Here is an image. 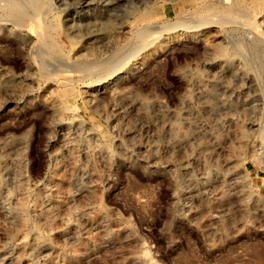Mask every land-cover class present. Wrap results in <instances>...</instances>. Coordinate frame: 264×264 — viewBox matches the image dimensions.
Segmentation results:
<instances>
[{"label": "rangeland", "instance_id": "rangeland-1", "mask_svg": "<svg viewBox=\"0 0 264 264\" xmlns=\"http://www.w3.org/2000/svg\"><path fill=\"white\" fill-rule=\"evenodd\" d=\"M44 1L0 10V264H264V0Z\"/></svg>", "mask_w": 264, "mask_h": 264}, {"label": "bare ground", "instance_id": "bare-ground-1", "mask_svg": "<svg viewBox=\"0 0 264 264\" xmlns=\"http://www.w3.org/2000/svg\"><path fill=\"white\" fill-rule=\"evenodd\" d=\"M47 1V0H46ZM7 3V2H6ZM48 4L44 1V0H27L25 4L23 3H18V2H9L7 4H5V6L3 7V10L0 8V10H2V12L4 11V14H6L8 17L10 18H13L15 19V21H23L25 18H27L28 16L31 15V13L40 8L41 9V12H44L45 10H48L47 7ZM238 12V8L237 6L234 7V6H228V7H225L223 9V11H221V13L223 15H226V16H233L235 15L236 13ZM33 23L39 27V24L41 23V17L40 16H34L33 17ZM206 18V17H204ZM209 18V17H208ZM211 18V17H210ZM225 18V17H224ZM201 19V18H200ZM228 19V18H227ZM26 20V19H25ZM32 20V19H31ZM43 20V19H42ZM229 20V19H228ZM199 22V20H198ZM178 23V22H177ZM182 23V22H181ZM201 23V22H200ZM206 23V22H205ZM48 24V23H47ZM181 25V24H180ZM179 25V26H180ZM184 25V24H183ZM181 25V26H183ZM41 26V25H40ZM138 26V25H137ZM145 26L143 27H138L137 29H133V34H132V38L133 40H136V41H144V38L146 37V30L147 28H144ZM162 27V26H161ZM43 28V27H42ZM41 30V28H40ZM41 35L37 34V40L39 41V43L41 44V47L43 46L44 48L47 49V51H54L56 50V45L54 43V40L52 38V28L51 26L49 25H45V27L41 30ZM55 33V32H54ZM125 37V36H124ZM124 39V38H123ZM132 40V41H133ZM37 42V41H36ZM218 49V47H217ZM43 50V48H42ZM58 50V49H57ZM217 51V53H220V49L218 50H215ZM222 54V51L221 53ZM52 55H55V54H52ZM42 57V56H41ZM43 58V57H42ZM112 61V60H111ZM90 63V62H89ZM111 64V63H110ZM86 65H89L86 63ZM78 66V65H77ZM82 66H85V65H82ZM101 66V64H100ZM103 66V65H102ZM106 66V65H105ZM112 66V65H110ZM76 67V66H75ZM81 67V66H80ZM79 67V68H80ZM86 67V66H85ZM99 67V66H98ZM96 68V69H99V68ZM263 67V66H262ZM79 68L76 67V70L79 71ZM83 67H81L82 69ZM88 68V66L86 67ZM112 68V67H110ZM70 69V68H69ZM84 69V68H83ZM95 69V70H96ZM260 69V67H259ZM262 69V68H261ZM85 71H87L86 69H84ZM94 70V71H95ZM108 68L105 69V71H107ZM111 70V69H110ZM263 70V69H262ZM84 71V72H85ZM91 73H92V70H90ZM103 71V70H102ZM71 72V71H70ZM86 73V72H85ZM90 73V72H88ZM94 73V72H93ZM261 73V72H260ZM84 74V73H83ZM264 104V103H263ZM233 124V123H232Z\"/></svg>", "mask_w": 264, "mask_h": 264}]
</instances>
